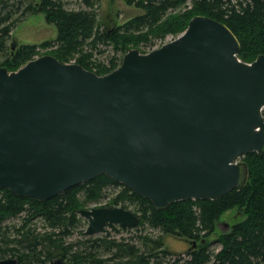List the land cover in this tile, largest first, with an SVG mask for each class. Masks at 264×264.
I'll list each match as a JSON object with an SVG mask.
<instances>
[{"label": "water", "instance_id": "water-1", "mask_svg": "<svg viewBox=\"0 0 264 264\" xmlns=\"http://www.w3.org/2000/svg\"><path fill=\"white\" fill-rule=\"evenodd\" d=\"M239 52L225 23L196 14L173 40L131 48L102 75L51 54L0 65V189L44 201L105 174L163 209L245 185L241 157L264 153V53L245 62ZM78 213L87 235L139 223L122 206Z\"/></svg>", "mask_w": 264, "mask_h": 264}, {"label": "trees", "instance_id": "trees-1", "mask_svg": "<svg viewBox=\"0 0 264 264\" xmlns=\"http://www.w3.org/2000/svg\"><path fill=\"white\" fill-rule=\"evenodd\" d=\"M0 0V65L17 70L36 57L38 48H49L61 62L82 65L97 74L116 68L121 60L112 54L107 61L94 58L101 44L115 52L150 43L166 35L183 32L189 19L201 14L225 23L240 43L238 57L251 62L264 53V0H126L142 9L115 28H106L98 18V0H80L82 6L67 8L63 0ZM187 8L178 11L182 5ZM34 10L44 13L56 27V37L40 44L24 43L15 50L8 45L10 30L19 18ZM16 16V17H15ZM264 116V108L262 110ZM248 166L245 185L216 199H183L163 209L137 195L105 174L74 185L40 201L0 189V259L14 257L16 264H48L61 258L68 264H154L170 254L162 234L190 242L186 264H264V153L248 152L241 158ZM110 185L120 188L104 206L133 205L139 216L137 227L157 229L160 234L135 235L133 241L86 236L68 241L82 222L78 213L87 203L104 197ZM233 209L235 219L217 232L218 220ZM19 219L17 222L13 219ZM41 225L38 226V222ZM115 229H123L108 224ZM104 230V228L102 229ZM217 233L212 241L211 236ZM217 243L218 249L211 247Z\"/></svg>", "mask_w": 264, "mask_h": 264}, {"label": "rangeland", "instance_id": "rangeland-1", "mask_svg": "<svg viewBox=\"0 0 264 264\" xmlns=\"http://www.w3.org/2000/svg\"><path fill=\"white\" fill-rule=\"evenodd\" d=\"M39 1V0H37ZM64 6L67 8H78L82 6L80 0H63ZM36 2V0L34 1ZM189 6L182 5L178 8V11H182ZM96 11L98 13V18L100 19L101 24L105 25L106 28H115V26L121 25L126 22L131 17L139 14L142 12L140 7L135 6L134 4H128L126 0H98V3L95 5ZM16 17V16H15ZM103 25V26H104ZM182 32L176 35H166L163 39H153L150 43L147 44H139L138 46H129L128 50L131 48L138 49L141 53L149 52L152 49H155L162 44L173 40L177 36H179ZM56 37V27L53 24L47 23L45 20L44 13L38 12L34 10L32 13L19 18L18 22L13 24L10 34L8 37V45L12 47V51L15 50L18 46L24 43H35L40 44L42 41L45 40H52ZM13 45V46H12ZM99 49H102V52H98V50H94V58L97 60H104L105 62L107 59L112 55L116 54L120 60L124 53L121 51L115 52L112 49L110 44L104 45L101 44L98 46ZM38 54L36 55H43V54H50L49 48H38ZM52 55V54H51ZM1 59V57H0ZM70 62H74L71 60ZM242 158V157H241ZM119 185H110L105 189L104 197L96 202L87 203L84 208L90 207H97V206H104L106 205L114 195V193L119 190ZM120 206V205H119ZM132 211L135 209L133 205H129L127 207ZM234 211L233 209L225 211L218 220L217 232L223 231L228 226L232 224L235 220L233 219ZM82 222L73 235L67 237L68 241L76 239V238H83L86 236H102L107 235L108 237L115 238L117 240H125V241H133V239H137L135 235L139 233H149L151 235H158L160 234L157 229L151 228H142L141 226L126 228L123 229H115L111 226H105L104 230L99 233L87 235L85 233V229L87 227V220L84 217H81ZM19 219H13L12 221L17 222ZM41 225V222H38V226ZM119 226V225H117ZM121 227V226H119ZM79 230L83 231L85 235L79 234ZM217 233L214 236H211L210 239L214 241L216 239ZM162 238L164 241V247L170 251V254H167L163 258H161V263H154V264H186L185 260L187 258L186 250L190 247V242L183 238L177 237L172 234H162ZM211 247H215V250L218 249L217 243H211ZM9 257V256H6Z\"/></svg>", "mask_w": 264, "mask_h": 264}, {"label": "flooded vegetation", "instance_id": "flooded-vegetation-1", "mask_svg": "<svg viewBox=\"0 0 264 264\" xmlns=\"http://www.w3.org/2000/svg\"><path fill=\"white\" fill-rule=\"evenodd\" d=\"M225 226L228 228V226L225 224Z\"/></svg>", "mask_w": 264, "mask_h": 264}]
</instances>
